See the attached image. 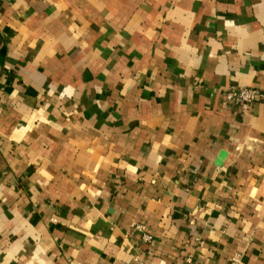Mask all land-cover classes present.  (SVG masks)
<instances>
[{"label": "crops", "instance_id": "0c3cea01", "mask_svg": "<svg viewBox=\"0 0 264 264\" xmlns=\"http://www.w3.org/2000/svg\"><path fill=\"white\" fill-rule=\"evenodd\" d=\"M0 264H264V0H0Z\"/></svg>", "mask_w": 264, "mask_h": 264}, {"label": "built area", "instance_id": "2783aa9c", "mask_svg": "<svg viewBox=\"0 0 264 264\" xmlns=\"http://www.w3.org/2000/svg\"><path fill=\"white\" fill-rule=\"evenodd\" d=\"M263 95L254 89L241 88L239 90H230L225 94L226 105H240L249 107L255 104ZM145 240L150 242L152 237H145Z\"/></svg>", "mask_w": 264, "mask_h": 264}, {"label": "water", "instance_id": "95a60500", "mask_svg": "<svg viewBox=\"0 0 264 264\" xmlns=\"http://www.w3.org/2000/svg\"><path fill=\"white\" fill-rule=\"evenodd\" d=\"M218 164L221 165V163L218 161Z\"/></svg>", "mask_w": 264, "mask_h": 264}]
</instances>
